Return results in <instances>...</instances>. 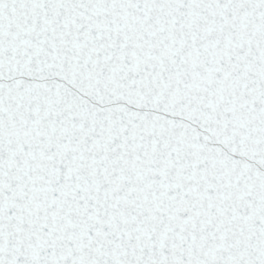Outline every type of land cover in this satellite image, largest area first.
Returning a JSON list of instances; mask_svg holds the SVG:
<instances>
[{"label": "snow or ice", "instance_id": "snow-or-ice-1", "mask_svg": "<svg viewBox=\"0 0 264 264\" xmlns=\"http://www.w3.org/2000/svg\"><path fill=\"white\" fill-rule=\"evenodd\" d=\"M0 264H264V0H0Z\"/></svg>", "mask_w": 264, "mask_h": 264}]
</instances>
